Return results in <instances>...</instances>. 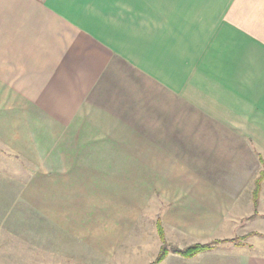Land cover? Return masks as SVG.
I'll list each match as a JSON object with an SVG mask.
<instances>
[{"label":"crops","instance_id":"1","mask_svg":"<svg viewBox=\"0 0 264 264\" xmlns=\"http://www.w3.org/2000/svg\"><path fill=\"white\" fill-rule=\"evenodd\" d=\"M0 155L43 264H264V0H0Z\"/></svg>","mask_w":264,"mask_h":264},{"label":"rangeland","instance_id":"2","mask_svg":"<svg viewBox=\"0 0 264 264\" xmlns=\"http://www.w3.org/2000/svg\"><path fill=\"white\" fill-rule=\"evenodd\" d=\"M2 166L10 168V169H13V168H17L18 170L21 169L20 163L17 165H14L10 163L8 159L3 158L0 155V167ZM4 197L7 199V204H8L7 207L10 208L9 212L6 210V212L8 213H6L7 215L4 216V221L8 223L12 221L11 219L16 218V217H11L12 215L11 211L14 208L15 212H17L18 197L17 196L13 197L11 195L4 196ZM4 229L7 232H11L10 229H7V228H4ZM0 230H1V227H0ZM27 262H35L36 264H43L44 257H41L40 255H36L35 253L34 254L27 253L25 249L23 248V245L15 243V239H11L10 235H8L7 233L3 232V230H1L0 231V264H26ZM152 264H155V262Z\"/></svg>","mask_w":264,"mask_h":264},{"label":"trees","instance_id":"3","mask_svg":"<svg viewBox=\"0 0 264 264\" xmlns=\"http://www.w3.org/2000/svg\"><path fill=\"white\" fill-rule=\"evenodd\" d=\"M157 229H158V234L161 238V246L155 260L152 262V263L155 262V264L160 263V261L167 255L168 252H175L182 256L190 257L204 249L209 248L212 245V243H195L182 248L176 247L173 244L166 241L160 222H158Z\"/></svg>","mask_w":264,"mask_h":264}]
</instances>
